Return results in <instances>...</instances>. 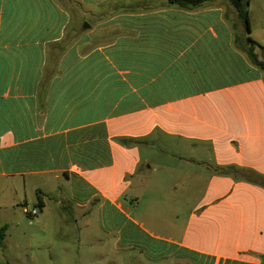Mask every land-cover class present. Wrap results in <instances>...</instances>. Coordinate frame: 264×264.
<instances>
[{
    "label": "crops",
    "instance_id": "obj_1",
    "mask_svg": "<svg viewBox=\"0 0 264 264\" xmlns=\"http://www.w3.org/2000/svg\"><path fill=\"white\" fill-rule=\"evenodd\" d=\"M249 11L250 32L223 0H0V209L31 201L61 264L142 238L155 264H264V186L236 172L264 176V0Z\"/></svg>",
    "mask_w": 264,
    "mask_h": 264
},
{
    "label": "rangeland",
    "instance_id": "obj_2",
    "mask_svg": "<svg viewBox=\"0 0 264 264\" xmlns=\"http://www.w3.org/2000/svg\"><path fill=\"white\" fill-rule=\"evenodd\" d=\"M223 1L228 2L229 0ZM81 22H83V20H80V25H82ZM84 23L90 25V28L88 29H91L93 26L91 19H87ZM232 24L237 30L239 29L240 26L239 24L238 26H235V21H232ZM80 25L79 31L82 30ZM237 33H239V30ZM96 46H98V44L95 45V47ZM88 51L89 47L83 50V52ZM96 52L97 49H94V53ZM110 52L111 51H107V53ZM112 52L115 51L112 50ZM160 139L159 147L166 148L168 137L166 135H160ZM149 155L153 159L154 164H158L159 162L166 163L168 157L167 154H164L161 150L152 153L150 152ZM144 171L148 172L145 167L143 169V172ZM160 173L161 177L167 179L166 172L160 170ZM2 197L14 206L10 207L8 210L0 209L1 213L11 215V217H7L6 222L0 223V229H5L3 244L0 245V264H61V259L54 257L51 259L50 251L52 250L46 245L48 242H51L52 246H54V250H56V242L53 240V235L55 234L54 231L52 233H47L41 228L38 217H31L23 212V208L25 207V196L20 195V198H18L16 194H2ZM32 207H34V205L30 201L28 207L30 208L29 210H32ZM135 237L139 240L140 236L136 233ZM136 243L137 247L134 251L136 252L135 255L137 257L135 259L110 260L111 264H155L154 258L163 252L160 251L162 249L157 251L149 239L142 238L141 241H137ZM141 252H143V254H141ZM164 252L167 253L168 251ZM95 264L104 263L101 260L96 261ZM163 264H167V262Z\"/></svg>",
    "mask_w": 264,
    "mask_h": 264
},
{
    "label": "trees",
    "instance_id": "obj_3",
    "mask_svg": "<svg viewBox=\"0 0 264 264\" xmlns=\"http://www.w3.org/2000/svg\"><path fill=\"white\" fill-rule=\"evenodd\" d=\"M211 1H216V0H169V2L173 5H177L180 8L183 9H192L196 6L202 5L206 2H211ZM251 0H229L230 4L233 6V8L236 10L239 18L241 19L244 27L250 32V11H249V4ZM249 42L252 44L258 45L259 47L262 48L263 50V59L260 60L259 57L254 54L253 49H249V56L250 58L256 63V65L263 71L264 73V45L260 44L258 41H256L253 38L248 39ZM64 52L66 53L67 47H64ZM71 62L68 60L64 64L65 72L66 73H97V66L94 64V60H86V61H81L80 64L76 67L75 70L71 69ZM107 69L104 68L105 71H100L101 73L103 72H111V68L106 67ZM239 172L240 175L253 183H257L259 185L264 186V176L258 175V174H247V173H242L241 171H236ZM40 199V198H39ZM4 228L0 229V245L3 244V239H4Z\"/></svg>",
    "mask_w": 264,
    "mask_h": 264
},
{
    "label": "built area",
    "instance_id": "obj_4",
    "mask_svg": "<svg viewBox=\"0 0 264 264\" xmlns=\"http://www.w3.org/2000/svg\"><path fill=\"white\" fill-rule=\"evenodd\" d=\"M25 213L32 216V217H35L38 215L39 213V209L38 208H34L32 210H29V209H25Z\"/></svg>",
    "mask_w": 264,
    "mask_h": 264
},
{
    "label": "water",
    "instance_id": "obj_5",
    "mask_svg": "<svg viewBox=\"0 0 264 264\" xmlns=\"http://www.w3.org/2000/svg\"><path fill=\"white\" fill-rule=\"evenodd\" d=\"M90 26L88 24H85L84 28H89Z\"/></svg>",
    "mask_w": 264,
    "mask_h": 264
}]
</instances>
